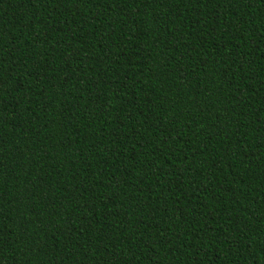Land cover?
Masks as SVG:
<instances>
[{
    "label": "trees",
    "instance_id": "1",
    "mask_svg": "<svg viewBox=\"0 0 264 264\" xmlns=\"http://www.w3.org/2000/svg\"><path fill=\"white\" fill-rule=\"evenodd\" d=\"M0 264H264V0H0Z\"/></svg>",
    "mask_w": 264,
    "mask_h": 264
}]
</instances>
